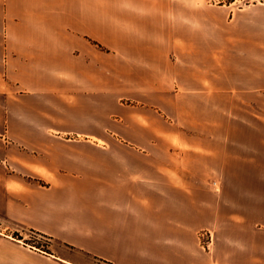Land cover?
<instances>
[{
	"label": "crops",
	"instance_id": "0c3cea01",
	"mask_svg": "<svg viewBox=\"0 0 264 264\" xmlns=\"http://www.w3.org/2000/svg\"><path fill=\"white\" fill-rule=\"evenodd\" d=\"M0 264H264V0H0Z\"/></svg>",
	"mask_w": 264,
	"mask_h": 264
},
{
	"label": "rangeland",
	"instance_id": "374dc122",
	"mask_svg": "<svg viewBox=\"0 0 264 264\" xmlns=\"http://www.w3.org/2000/svg\"><path fill=\"white\" fill-rule=\"evenodd\" d=\"M254 1H257V0H210V2L215 5L232 3L234 7L244 6ZM28 237L30 238V242H34L33 244L36 246L46 245L47 240L43 237L37 236L36 234L30 233V232L28 233Z\"/></svg>",
	"mask_w": 264,
	"mask_h": 264
},
{
	"label": "built area",
	"instance_id": "2783aa9c",
	"mask_svg": "<svg viewBox=\"0 0 264 264\" xmlns=\"http://www.w3.org/2000/svg\"><path fill=\"white\" fill-rule=\"evenodd\" d=\"M200 240H201V246L205 250H209L210 245L212 243V236L209 232H202L200 233Z\"/></svg>",
	"mask_w": 264,
	"mask_h": 264
}]
</instances>
